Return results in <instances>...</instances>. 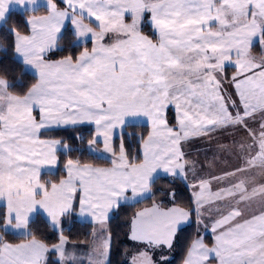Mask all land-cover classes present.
I'll list each match as a JSON object with an SVG mask.
<instances>
[{
  "label": "snow or ice",
  "instance_id": "snow-or-ice-1",
  "mask_svg": "<svg viewBox=\"0 0 264 264\" xmlns=\"http://www.w3.org/2000/svg\"><path fill=\"white\" fill-rule=\"evenodd\" d=\"M62 2L66 7L58 8L54 0H0V33L11 37V63L33 79L30 85L10 81L7 70L0 71V202L6 207L0 233L11 231L26 241L13 244L0 235V264H45L49 247L32 232L34 215L43 213L48 226L59 230L61 218L78 203L81 216L103 224L122 202L153 198L161 173L195 174L182 144L229 128L247 133L231 146L220 145L240 163L193 182L191 210L154 203L137 212L131 239L170 249L192 215L198 223L207 216L213 243L198 235L183 264H264V182H255L253 174L258 170L264 176V55L260 60L251 55L257 43L264 49V0ZM42 7L46 15L26 21L29 34L7 27L16 10L36 13ZM145 20L151 37L142 31ZM62 29L71 37L69 47L82 50L54 60L51 56L63 51ZM0 51L7 49L0 45ZM4 62L0 59V65ZM226 63L235 68L229 82L238 100L225 95ZM257 117L258 127H250ZM79 124L95 126L88 151L110 154L111 167L68 159L65 178L42 182L41 169L58 165L61 145L43 139L42 130ZM141 125L149 127L139 138L142 159H130L123 139L117 148L113 136L116 129L123 136L126 128ZM213 183L223 186L213 192ZM110 239H102L96 264H107ZM66 243L61 234L53 245L58 264L74 259ZM132 264L155 262L141 252Z\"/></svg>",
  "mask_w": 264,
  "mask_h": 264
},
{
  "label": "trees",
  "instance_id": "trees-1",
  "mask_svg": "<svg viewBox=\"0 0 264 264\" xmlns=\"http://www.w3.org/2000/svg\"><path fill=\"white\" fill-rule=\"evenodd\" d=\"M57 5L61 8L66 7L62 0H55ZM45 9L42 7L36 13H22L16 11V14L12 15L8 21L7 27H15L21 32V34H29L30 27L26 23L27 18L33 14H44ZM70 28V25H69ZM143 31L153 35L152 29L149 23L146 22L143 27ZM64 39L61 41V48L63 51L54 53L52 59H60L62 56L73 54L78 55L82 48L69 47L71 37L67 32H63ZM0 45L7 49V52L0 51V59H3L4 64L0 65V71L7 70L10 81H23L25 84L30 85L33 82L31 73H23L20 66L11 63V58L14 55L11 47V37L5 38L3 33H0ZM91 43H88L86 47L91 48ZM258 44L254 49L258 48ZM20 91V89H17ZM175 112L173 109L168 110V119L171 125L175 124ZM149 127L147 125H141L137 127H128L124 130L123 136H119L114 141V146L119 147L121 139L125 144L126 152L130 159L140 160L142 159V151L139 143L141 136H147ZM42 138L50 140H60L63 144L70 145L67 152L59 151L60 167L56 173H44L42 175L43 181H50L58 183L60 179L65 178L66 173L64 170V163L68 159L79 160L81 164H89L96 166H111L110 159H104L94 153H90L87 147V141L95 135V128L90 125H82L68 128H58L43 131ZM134 137V138H133ZM51 178V180H50ZM155 188L159 189V192L153 198L144 200L141 203H128L120 205L115 214L108 221V232L110 235V254L109 264H127V254L133 253L135 249L140 248V245L136 244L130 239V223L133 217L140 210L152 206L154 203L161 204L163 207H171L174 205L180 206L187 210H191L194 207L193 194L189 186L179 177L172 176H160L157 179ZM6 211V207L0 208V214ZM191 222L178 230L175 242L174 250L175 257L168 264H183L185 254L191 241L198 235L203 236L199 229L198 221L195 215L191 216ZM34 224L32 232L37 240L42 241L47 246L52 247L59 243L61 234L67 238L70 243L80 245L88 248L93 240L95 225L91 222H83L77 218L76 213H71L63 218L62 231L54 230L48 226L46 217L43 214H39L33 218ZM6 242L21 243L25 240L18 234L8 232L4 234ZM206 242L211 245L213 238L210 234L205 236ZM138 245V246H137ZM58 256L54 251L49 252L48 258L45 264H58Z\"/></svg>",
  "mask_w": 264,
  "mask_h": 264
},
{
  "label": "crops",
  "instance_id": "crops-1",
  "mask_svg": "<svg viewBox=\"0 0 264 264\" xmlns=\"http://www.w3.org/2000/svg\"><path fill=\"white\" fill-rule=\"evenodd\" d=\"M254 48H255V46L252 48V52L254 54L255 53L260 54V53H263V51H264V49H262L260 45L258 46L257 49H254ZM234 74H235V68L231 64L226 63L225 71L221 75V78L223 80V88L225 90V95L232 94V98L238 100V97L235 96V89L233 88L232 84L229 82L231 80V77ZM258 121H259V117H257L256 122L250 121L249 122L250 127H252V128L258 127ZM119 136H121L120 130L118 133L114 134V136H113L114 141ZM246 136H247V133H245L243 130H237V129L229 128V129L220 130V131L211 133L208 136L194 138L191 141L182 144V151L185 153V158L187 160L195 163V174H193V172L191 170H189L187 172L186 178L184 176H177V177H179L185 181V183L189 186V188L193 194L195 189H193L191 187V185L199 177H207L210 174H220V172H222L223 170L231 169L240 163L237 156L234 155V152L222 150L220 148V145L231 146L235 141H240V140L244 139ZM113 144H114V142H113ZM101 146L103 147V145H101ZM102 147H100V148H102ZM209 162H214L216 166L209 168L208 167ZM81 165H89V164H81ZM90 166L101 167V168L111 167V166H96V165H90ZM253 174L255 175V182H257V183L264 182V176L260 175L258 170H253ZM160 176H170V175H166L164 173H161ZM222 186L223 185H221L219 183H213L212 191L214 192L219 187H222ZM152 206L146 207L144 209L151 208ZM174 206L180 207L177 205H174ZM171 207H173V206H171ZM256 207H257V205L253 204V208L255 209ZM164 208H167V207H164ZM180 208H182V207H180ZM144 209H142L140 211H143ZM191 220L192 219L190 217L189 221L182 224L179 229L188 225L191 222ZM204 221H205L204 223H198L200 231L202 232L203 236L210 234L213 238V234L211 233V230H210V224H211L210 219L206 216L204 218ZM94 225H95V229H96V224H94ZM205 225H208L207 230L205 228ZM130 239H131V233H130ZM131 240H133V239H131ZM133 241L136 244L140 245V247L141 246L142 247L143 246L144 247H152L153 249L168 248L166 246H162V247L149 246L146 242H141V241H137V240H133ZM93 242H95V230H94V235H93V240L91 242V245ZM173 243H174V240H173ZM73 246L71 245V247L74 248L75 250H76V248L83 249V247L80 245L74 244ZM90 249L92 250V252H95V245H93V249L90 246ZM77 250L79 251V249H77Z\"/></svg>",
  "mask_w": 264,
  "mask_h": 264
},
{
  "label": "rangeland",
  "instance_id": "rangeland-1",
  "mask_svg": "<svg viewBox=\"0 0 264 264\" xmlns=\"http://www.w3.org/2000/svg\"><path fill=\"white\" fill-rule=\"evenodd\" d=\"M55 2V0H54ZM41 3H44V0H41ZM56 3V2H55ZM57 4V3H56ZM58 6V5H57ZM58 8H61L58 6ZM16 11H20V10H16ZM47 13H44V14H33L35 16H44L46 15ZM29 16L27 18V20L31 19L32 16ZM146 22L148 23V20H145L142 25H141V28H142V31H143V27L145 26ZM66 24L68 23L67 21L65 22ZM30 27V26H29ZM62 32H64V30L62 29ZM143 33L145 35H148L150 36L149 34H147L146 32L143 31ZM23 35V34H22ZM151 37V36H150ZM257 45V44H256ZM251 55L253 57H255L257 60H260L262 58V55H264V51L263 53H253L252 52V49H251ZM52 59V58H51ZM55 60V59H54ZM38 116V112L37 113H34ZM82 125H90V126H93L95 128L94 125H91V124H79V125H67V126H61L60 128H68V127H75V126H82ZM55 129H58V128H55ZM120 129H116L115 132L118 133ZM45 131V130H42V132ZM114 138V137H113ZM44 139V138H43ZM50 140V139H48ZM60 141V140H59ZM61 142V141H60ZM113 142H114V139H113ZM63 143L61 142V145L57 147V157H58V165L55 167V168H50L48 166H45L44 168L41 169V181L44 182L42 180V175L44 173H56L60 167V156L58 154L59 151H64V152H67L69 149H65L62 147ZM68 145V144H67ZM102 145V144H101ZM101 145H99V148L102 147ZM70 147V145H69ZM102 150V148H100ZM100 157H107V159H112L113 157H111L110 154L108 153H103L102 151L100 152H97V153H94ZM51 180V178H50ZM123 204H128V203H121L119 204L120 205H123ZM4 206L3 205V202H0V208ZM114 207L113 209H111L109 212H108V219L103 223V224H100L98 222H96L91 216H81L80 213H79V207H78V203L76 204L75 206V210L72 212V213H76L77 215V218L83 222H91L93 224H96V229H95V242L92 243V245L90 244L88 248H85L83 247V249H80V248H76V250L74 248L71 247V245L73 246L74 244L73 243H70L68 241L67 238L66 241V245H65V249H66V253L68 254H71L74 256V259L72 261H69L67 262V264H96V262H98L100 259H101V256H100V253L102 251V247H101V241L102 239L106 236V235H109V232H108V221L110 220V218L115 214V211L117 210V208L119 207ZM43 214V213H41ZM44 215V214H43ZM45 216V215H44ZM36 215L33 216V218H35ZM65 217V216H64ZM61 218V224H60V229L59 231H62L63 229V218ZM11 232V231H10ZM14 233V232H12ZM16 234V233H15ZM0 235H3V233H0ZM204 238L205 240V236H201ZM176 238V237H175ZM40 241V240H39ZM26 242V241H25ZM25 242H21V243H25ZM42 242V241H41ZM111 242V241H110ZM174 242H175V239H174ZM10 243V242H9ZM205 243L206 240H205ZM13 244H18V243H13ZM208 244V243H207ZM69 245V246H68ZM93 245H95V252H92V250L90 249V246L92 247L93 249ZM138 246V245H137ZM173 246H174V243H173ZM161 248V249H153L152 247H140V248H137L135 249V251H133V253H130L127 254V259H126V262L127 264H132V260H133V257H137L139 255V253L141 252H146L148 254V256L155 262V264H168L169 262H171V260L174 259L175 257V250L174 248ZM49 247V246H48ZM74 247V246H73ZM79 249V251L77 250ZM51 251H54L53 250V247H49V252ZM49 252L46 254V260L48 258V254ZM109 254H110V246H109V249H108V256H107V264H109ZM58 255V260H59V254L57 253ZM166 256L167 257V260H161V256ZM46 263V261H45Z\"/></svg>",
  "mask_w": 264,
  "mask_h": 264
}]
</instances>
